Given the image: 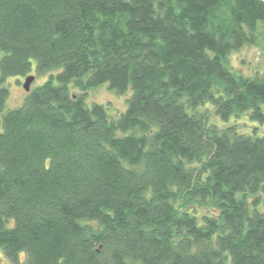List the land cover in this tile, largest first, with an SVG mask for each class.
<instances>
[{
	"label": "trees",
	"instance_id": "1",
	"mask_svg": "<svg viewBox=\"0 0 264 264\" xmlns=\"http://www.w3.org/2000/svg\"><path fill=\"white\" fill-rule=\"evenodd\" d=\"M259 23L264 0H0L10 264H264V136L238 124L264 125V77L229 66ZM32 60L58 83L5 110ZM105 83L119 117L87 103Z\"/></svg>",
	"mask_w": 264,
	"mask_h": 264
},
{
	"label": "rangeland",
	"instance_id": "2",
	"mask_svg": "<svg viewBox=\"0 0 264 264\" xmlns=\"http://www.w3.org/2000/svg\"><path fill=\"white\" fill-rule=\"evenodd\" d=\"M258 28L256 43L246 45L240 50L232 52L229 56L230 68L236 73L247 77H264V24L259 23ZM1 56L2 53L0 52V58ZM32 64V73L30 76H34L35 80L31 85V89L42 85L52 76L54 77V82L58 83L56 79V76L59 73L58 70L44 75H38L36 72V61L32 60ZM26 78L27 77L24 76H11L7 79L4 86L8 88L9 96L5 105V110L15 109L23 104L28 93L24 89ZM71 90H73V92L78 91L72 84ZM131 95V88L124 94H118L110 89L109 84L105 83L88 92L87 103L88 105H91L92 103L102 104L107 108V112L110 116L119 117L125 112L128 105L127 100ZM234 122H236V119H231L230 123ZM239 123L242 132L252 134L254 133V129H257L258 134L264 136V125H259L258 123L250 121L248 114L243 116L238 124ZM24 257L25 254H22L21 258L24 259ZM0 264H10V261L6 259L2 251H0Z\"/></svg>",
	"mask_w": 264,
	"mask_h": 264
},
{
	"label": "water",
	"instance_id": "3",
	"mask_svg": "<svg viewBox=\"0 0 264 264\" xmlns=\"http://www.w3.org/2000/svg\"><path fill=\"white\" fill-rule=\"evenodd\" d=\"M34 80H35L34 76H28L26 78L25 83H24V89L26 92H29L31 90V85H32Z\"/></svg>",
	"mask_w": 264,
	"mask_h": 264
}]
</instances>
